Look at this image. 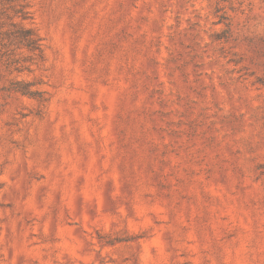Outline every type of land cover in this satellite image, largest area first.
<instances>
[{"label":"rangeland","instance_id":"rangeland-1","mask_svg":"<svg viewBox=\"0 0 264 264\" xmlns=\"http://www.w3.org/2000/svg\"><path fill=\"white\" fill-rule=\"evenodd\" d=\"M24 1L45 56L0 61V264H264V0Z\"/></svg>","mask_w":264,"mask_h":264},{"label":"trees","instance_id":"trees-1","mask_svg":"<svg viewBox=\"0 0 264 264\" xmlns=\"http://www.w3.org/2000/svg\"><path fill=\"white\" fill-rule=\"evenodd\" d=\"M0 6L5 9L0 12V61L10 73H31L33 66L44 61L42 37L32 25L24 0H0ZM4 19L9 20V23L4 22ZM221 20L223 21L219 23L223 22L225 25L222 38L227 42L231 23L225 17ZM228 62L235 61L229 59ZM258 82L264 85V82ZM5 90L31 99H39L41 94L36 83L24 80H10Z\"/></svg>","mask_w":264,"mask_h":264}]
</instances>
